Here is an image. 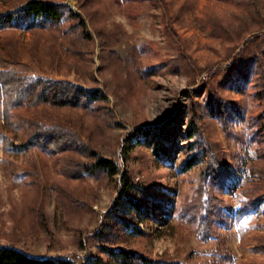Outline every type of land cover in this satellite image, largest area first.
Here are the masks:
<instances>
[{"label": "rangeland", "instance_id": "1", "mask_svg": "<svg viewBox=\"0 0 264 264\" xmlns=\"http://www.w3.org/2000/svg\"><path fill=\"white\" fill-rule=\"evenodd\" d=\"M27 1L0 0V14ZM47 1L80 14L85 29L76 20L64 25L66 33L2 29L1 80L12 77L6 83L15 87L24 83L21 77L65 81L105 97L88 107L9 109L8 93L0 92V246L74 264L105 260L103 248L136 251L149 264L264 262L256 247L264 235V207L236 220L259 178L251 170L258 147L252 139L264 110L258 95L264 38L249 40L264 35V0H166L171 26L152 0L140 6ZM41 123L64 129L77 149L54 155L9 150L26 143ZM138 128L149 144L142 136L144 144L124 156L121 146ZM194 154L200 163L185 170ZM97 159L110 161L118 174L95 171ZM218 168L230 174L225 186L213 181ZM126 169L149 210L143 223L122 192ZM206 194L217 223L213 238L201 240L186 214L195 215ZM172 207L175 216L168 217ZM133 218L144 234L123 224Z\"/></svg>", "mask_w": 264, "mask_h": 264}, {"label": "trees", "instance_id": "2", "mask_svg": "<svg viewBox=\"0 0 264 264\" xmlns=\"http://www.w3.org/2000/svg\"><path fill=\"white\" fill-rule=\"evenodd\" d=\"M122 2L128 4H142L145 0H121ZM157 6L163 10L164 19L167 26H171V21L168 18L169 10L167 7L166 0H152ZM140 6V5H139ZM167 7V8H166ZM78 21L77 26L82 29H85L86 22L81 18V15L75 13L71 8L64 4L53 3L47 0H28L24 4L14 7L8 12L0 14V31L2 29L11 28L15 26H21L25 29H34V30H58L66 33L68 30H64V25L69 21ZM85 30L83 31V33ZM264 38V35H257L249 42H256L257 40ZM248 42V43H249ZM247 43V44H248ZM12 78V77H11ZM11 78L4 77L3 82L0 77V92L3 90L8 93L7 97V107L13 109V107H21L23 105H29V107H39L43 104H51L54 106H83L88 107L93 102L104 98V95H99L97 91H88L85 88L78 87L74 84L65 82V81H54V80H44V79H32L24 78L21 79L24 81L21 85L15 87L11 83H6L11 80ZM20 79V80H21ZM262 89L259 90V98L264 105V79L262 78ZM6 93V94H7ZM29 121V120H28ZM257 132L254 134V139L252 141L257 143V159L253 164L251 170L252 172L258 175V179L255 181V191L247 190L252 192H247L245 197L246 202L242 203L241 207L238 208L236 212L237 224L243 219L249 218L252 215L260 212L264 207V110L263 113L259 116ZM42 124V127L39 128L38 132H35L30 136L29 140L20 144L19 147L13 145L10 146L9 150H19L23 149L25 151L34 149H39L42 153L48 155H54L61 152H66L69 148L75 147L76 139L70 136L69 134L64 133V129L58 131L54 126L50 127L48 124ZM196 129L190 127L188 129V136L190 139H195ZM145 136L147 145L149 137L146 130L143 128H138L133 131L126 137V146L123 145L122 152L125 155H128L131 150L138 148L144 144L141 142V137ZM137 139V142L133 144V141ZM12 144V143H11ZM127 144H132L131 147L127 148ZM149 144V143H148ZM201 156L194 154L185 162V170H190L200 163ZM126 162V160H124ZM95 171H101L110 176H115L118 174V169L116 166L111 164L110 161L104 159H97L94 166ZM213 171V168L209 173ZM214 183L219 181L222 182V186H225V181L227 177L230 176L229 172L225 169L218 168V170L213 173ZM123 177L125 183L123 185V193L129 195V200L132 202L133 208L132 212L135 213L134 217L140 218L141 222H145L144 216L148 215L149 210L145 208L142 201L137 199L135 192L133 191L132 185L129 183V175L127 169L123 172ZM213 177V176H212ZM206 185V184H205ZM203 188H207L205 186ZM244 185L238 187V189H245ZM246 192V191H245ZM211 198L210 194H206L201 202L195 205L197 213L186 214L191 221H196L197 226V235L201 240H206L208 238H213L212 226L216 219V212H212L211 209ZM214 210L216 208L214 207ZM211 214L214 215V219L211 220ZM264 215V210H263ZM168 217L175 216L174 208L168 210ZM222 217V215H221ZM133 218V223L128 221H123V224L126 225L129 229H132L133 232L144 234L141 230L138 229V219ZM221 222V221H220ZM239 232L242 228L238 225ZM259 251L264 253V235L258 237V244L256 246ZM105 253V260L103 259H94L90 264H103L113 263V264H149L150 262L144 258V256L139 255L136 251L128 250H112L109 248H103ZM0 264H74L72 261L64 259H53L48 257H34L28 254L17 250L14 247H5L0 246ZM264 264V262L260 263Z\"/></svg>", "mask_w": 264, "mask_h": 264}]
</instances>
